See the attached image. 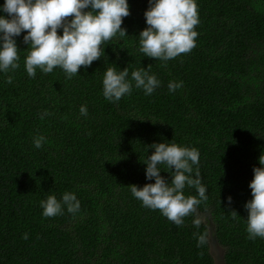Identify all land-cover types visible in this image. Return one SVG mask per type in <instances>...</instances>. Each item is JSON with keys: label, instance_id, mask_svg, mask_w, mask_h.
Here are the masks:
<instances>
[{"label": "trees", "instance_id": "trees-1", "mask_svg": "<svg viewBox=\"0 0 264 264\" xmlns=\"http://www.w3.org/2000/svg\"><path fill=\"white\" fill-rule=\"evenodd\" d=\"M128 3L127 35L105 43V55L71 79L59 66L29 77L27 33L15 38L20 67L0 71V264H264V238H248L244 207L264 154V0H196V47L166 66L139 50L148 0ZM148 65L161 81L151 95L133 81L130 95L105 99L108 67H127L131 79ZM170 81L182 87L170 92ZM38 135L46 137L41 148L33 144ZM161 142L200 153L208 199L199 206V228L193 216L177 227L131 194L128 185L154 183L143 162L154 151L147 145ZM183 191L197 195L192 187ZM65 192L76 195L79 211L65 206L45 218L40 201L62 200ZM205 231L207 243L198 247L193 233Z\"/></svg>", "mask_w": 264, "mask_h": 264}, {"label": "clouds", "instance_id": "clouds-1", "mask_svg": "<svg viewBox=\"0 0 264 264\" xmlns=\"http://www.w3.org/2000/svg\"><path fill=\"white\" fill-rule=\"evenodd\" d=\"M149 7L144 13L146 25L139 33L140 52L149 58L166 62L187 54L196 47L199 24L196 0H148ZM0 11L7 14L0 16V71L8 73L20 67V49L16 37L22 32L27 34L23 42L28 45L24 66L29 77L35 78L36 70L44 74L51 73L59 66L68 79L78 75L81 66L88 68L94 61L105 55L103 45L114 37L127 35L122 27L123 19L130 13L128 0H5ZM62 29V35L58 30ZM148 68H139L131 72L124 68L117 71L108 67L103 77V96L110 102H118L125 95H130L135 87L151 95L161 85L155 74ZM12 76L7 83L11 84ZM183 82L170 81L168 88L174 92L182 87ZM80 114L87 116V107H80ZM48 115L45 111L41 119ZM46 140L43 135L34 137L33 144L41 148ZM154 151L143 162L146 164V183L142 187L128 185L131 194L152 210H160L177 227L184 223V218L193 216V224L199 228L204 220L199 213V206L207 201V188L202 183L199 169L198 149L180 146L176 143H153L147 149ZM260 167L253 168V179L249 184L252 199L244 205L248 212V238H264V154L259 157ZM170 171L171 180L161 175L160 166ZM195 175L193 177L194 168ZM195 188L197 195H184L185 187ZM232 197H228V205ZM45 218L62 215L64 207L69 213L79 211L80 203L76 195L65 192L62 200L55 195H48L40 201ZM236 219L237 211H229ZM197 246L207 243L208 232L193 233ZM28 238L27 233L23 235Z\"/></svg>", "mask_w": 264, "mask_h": 264}, {"label": "rangeland", "instance_id": "rangeland-1", "mask_svg": "<svg viewBox=\"0 0 264 264\" xmlns=\"http://www.w3.org/2000/svg\"><path fill=\"white\" fill-rule=\"evenodd\" d=\"M209 246L215 256L220 255V248L212 237H209Z\"/></svg>", "mask_w": 264, "mask_h": 264}]
</instances>
